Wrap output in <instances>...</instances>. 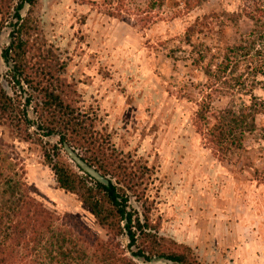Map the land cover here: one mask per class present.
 I'll return each instance as SVG.
<instances>
[{
    "label": "rangeland",
    "instance_id": "rangeland-1",
    "mask_svg": "<svg viewBox=\"0 0 264 264\" xmlns=\"http://www.w3.org/2000/svg\"><path fill=\"white\" fill-rule=\"evenodd\" d=\"M94 1L97 5L92 6L79 0H38L33 14L41 36L65 63L63 80L78 91L82 108L99 117V129L110 132L119 151L140 159L151 170L142 186L144 197L130 194V210L142 220L149 217L159 227V236L190 246L202 264H227L221 256L235 248L221 223L224 212L233 219L236 216L227 207L257 209L255 237L264 244V185L258 180L264 175V133L248 139L246 151L226 160L211 153L193 125L196 103L207 91L206 79L193 63L192 48L182 42L196 19L216 13L218 18L203 22L209 28L203 25L194 43L233 44L251 30L252 23L242 18L236 26L229 17L241 13L250 0H206L180 14L182 0H166L164 6L155 8L149 5L152 0H127L129 13L122 18L107 14L105 3L113 0ZM29 9L25 6L21 15L26 17ZM11 30L8 24L0 32V53L9 45ZM10 62L0 57V81L14 95ZM246 83L250 87V76ZM253 93L264 99L260 87ZM231 100L239 107L248 104L250 97L217 96L213 110L226 107ZM29 116L35 118L31 111ZM258 121L263 128L264 116ZM44 140L58 144L57 137ZM0 150L36 189L34 196L54 214L57 226L78 238L75 225L79 222L107 239L78 198L58 187L37 144L13 136L0 125ZM121 242L130 257L136 248L128 250L126 237Z\"/></svg>",
    "mask_w": 264,
    "mask_h": 264
},
{
    "label": "trees",
    "instance_id": "trees-1",
    "mask_svg": "<svg viewBox=\"0 0 264 264\" xmlns=\"http://www.w3.org/2000/svg\"><path fill=\"white\" fill-rule=\"evenodd\" d=\"M37 1L0 0V32L8 24L12 27L9 45L0 57L14 63V95L0 81V125L13 136L41 148L44 163L53 172L58 187L78 198L106 232L107 239L79 222L75 225L78 238L57 226L54 214L34 196L36 189L23 180L13 159L0 150V264H139L133 257L202 264L190 246L159 236V227L149 217L142 220L130 210V194L144 197L142 186L151 170L140 159L116 148L110 132L104 127L99 129V117L82 108L78 91L63 80L66 65L41 36L33 14ZM205 1L182 0L178 13L190 12ZM126 2L105 3L107 14L122 18L123 13H129ZM79 3L97 5L94 0ZM165 4L166 0L149 2L153 8ZM27 5L29 13L23 17L21 12ZM214 17L218 18L216 13L196 19L186 29L182 42L192 48L193 63L206 79L207 91L196 103L194 129L216 158L226 160L246 151L248 139L264 133L258 121L264 116V99L253 93L257 86L264 91V80L258 79L264 78V0H250L241 13L229 17L236 26L242 18L252 23L251 30L240 34L233 44L218 47L194 43L203 25L209 28L203 22ZM249 76L250 87L246 83ZM236 94L249 96V103L237 107L231 100L226 107L213 110L215 97L233 98ZM30 111L35 118L29 116ZM48 137H57L58 144L45 141ZM66 143L108 184L91 178L66 159ZM258 180L264 185V175ZM122 237L128 239L129 251L136 248L130 251V257Z\"/></svg>",
    "mask_w": 264,
    "mask_h": 264
},
{
    "label": "crops",
    "instance_id": "crops-1",
    "mask_svg": "<svg viewBox=\"0 0 264 264\" xmlns=\"http://www.w3.org/2000/svg\"><path fill=\"white\" fill-rule=\"evenodd\" d=\"M226 210L230 213L236 211L234 219L228 216V212H224L221 219L227 232L226 236L235 241V248L229 254L224 251L221 261H228L227 264H232V260H235L234 264H264V244L258 242L259 239L255 237L256 231H254L259 227L257 209L238 206L236 209L227 207ZM235 229L237 233L234 234L232 231Z\"/></svg>",
    "mask_w": 264,
    "mask_h": 264
},
{
    "label": "water",
    "instance_id": "water-1",
    "mask_svg": "<svg viewBox=\"0 0 264 264\" xmlns=\"http://www.w3.org/2000/svg\"><path fill=\"white\" fill-rule=\"evenodd\" d=\"M12 69H14L13 63L10 62ZM4 89L8 88L7 84L3 82ZM27 96V95H26ZM64 150L70 161L74 163L77 167H79L84 173L88 174L91 178L107 185L108 180L93 166H91L87 161H85L81 155L77 151H75L72 147H70L67 143L64 144ZM131 256V254H130ZM133 260L139 264H155V263H164V264H175L171 261L155 258L151 261H145L143 258L133 257Z\"/></svg>",
    "mask_w": 264,
    "mask_h": 264
},
{
    "label": "flooded vegetation",
    "instance_id": "flooded-vegetation-1",
    "mask_svg": "<svg viewBox=\"0 0 264 264\" xmlns=\"http://www.w3.org/2000/svg\"><path fill=\"white\" fill-rule=\"evenodd\" d=\"M24 97H26V95H24ZM35 129V128H34ZM67 155V154H66ZM80 155V154H79ZM53 173V172H52ZM54 175V174H53ZM55 178V177H54Z\"/></svg>",
    "mask_w": 264,
    "mask_h": 264
}]
</instances>
